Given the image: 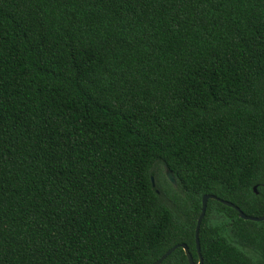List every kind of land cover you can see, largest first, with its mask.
Returning <instances> with one entry per match:
<instances>
[{
    "label": "trees",
    "instance_id": "16d2710c",
    "mask_svg": "<svg viewBox=\"0 0 264 264\" xmlns=\"http://www.w3.org/2000/svg\"><path fill=\"white\" fill-rule=\"evenodd\" d=\"M204 195L264 216V0H0V264L196 263ZM198 241L264 264L215 200Z\"/></svg>",
    "mask_w": 264,
    "mask_h": 264
},
{
    "label": "water",
    "instance_id": "95a60500",
    "mask_svg": "<svg viewBox=\"0 0 264 264\" xmlns=\"http://www.w3.org/2000/svg\"><path fill=\"white\" fill-rule=\"evenodd\" d=\"M165 176H166L167 180L169 181V183L171 185L175 186L174 177L172 176V174L169 171L165 172ZM152 187H154V183H152ZM253 192L255 194H257L255 187L253 188ZM208 200H215V201L221 203L222 205H224L226 207L234 209L237 212L238 217L240 219H242V220L252 221V222H262V221H264V216H262L260 218L247 216L243 212H241L238 207L234 206L232 203H229V202H226V201H222V200H220L217 197L212 196V195H204L202 197V199H201V212H200V215H199V217L197 219V223H196V227H195V234H194L195 246H196V254H197V257H198V261L196 263L193 261V258L190 255L187 246L185 244H182V245L174 246L173 248L169 249L167 252H165V254H163L157 261H155L152 264H161L169 255H171V253H173L178 248H181L184 251V254H185L186 258H187L188 264H202V258H201L200 249H199L198 235H199V229H200L201 222H202V220L204 218V215H205V211H206Z\"/></svg>",
    "mask_w": 264,
    "mask_h": 264
}]
</instances>
